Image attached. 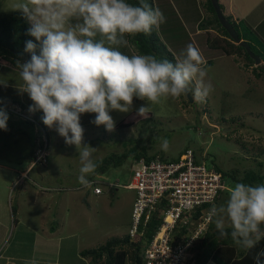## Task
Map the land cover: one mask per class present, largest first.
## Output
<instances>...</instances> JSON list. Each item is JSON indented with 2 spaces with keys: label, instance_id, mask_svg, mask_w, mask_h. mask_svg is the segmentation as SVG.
Instances as JSON below:
<instances>
[{
  "label": "rangeland",
  "instance_id": "374dc122",
  "mask_svg": "<svg viewBox=\"0 0 264 264\" xmlns=\"http://www.w3.org/2000/svg\"><path fill=\"white\" fill-rule=\"evenodd\" d=\"M202 1L204 0H153V4L154 8L163 13L164 24H172V28L167 25L169 29L163 33L170 42L167 43V48L175 60L183 58L188 45L195 47L206 61L205 66L208 69L206 80L211 82L214 90L203 103L197 102L190 95L192 102H189L186 96H182L179 99L169 98L160 104L151 105L147 118L137 116L135 111L147 102L134 100L132 112L110 113L116 122L113 132L106 131L102 125L98 127L91 123L95 114H83L81 116L83 142L96 149L93 154L95 162L98 164L113 159L104 174L93 175L96 181L102 183L104 195L101 197H94L90 193L85 195L88 198L87 202L80 201L83 207L72 206L68 201L62 207L60 202H64V197L70 201L80 200L87 191L51 193L53 199L48 202L47 211L38 204L31 203L36 182L40 184L44 182L49 184L48 187L64 190L82 186L77 179L81 167L79 153L74 145H66L64 139L54 129H49L43 124L42 112H29L32 101L27 93L19 89L23 84L16 73L19 70L14 71L10 66L0 67V109H4L9 116L8 130L0 129V212L7 224L0 264L7 263V255L12 256L11 264H30L28 259L35 226H39L44 215L43 221H47L46 227L49 230L56 224L55 222H59L57 214L60 210H63V215H67V211L70 210V221L76 218L77 213L82 216V218L79 216L80 219L74 224L68 223L65 226L67 233H73L78 228L74 233H79L80 250L87 251L103 244L105 240L102 239L108 235L113 236L117 233L127 236L131 226V206L136 194L124 188H110L106 184L129 183L132 171L138 167V163L132 158L133 154L143 153L146 156L158 154L172 158L178 156L186 147L193 151L202 147L203 157L208 158L205 160L207 166H210V160L214 159L224 170L243 169L244 167L240 165L246 164L243 162L244 156L257 157L264 163V72L256 70V73L262 74L260 78H256L251 72L255 67H261L264 60L258 66L245 68L244 59L225 56L220 51L209 49L205 40L209 38L208 40L212 42V39L221 36L222 33L216 31L217 36L210 34L208 37L205 33L195 35L194 25L198 19L201 20L202 28L214 30L209 26L208 18L211 16L207 15V11L202 7ZM10 3L11 0H0V17L14 15V11L8 10ZM212 19L214 20L213 14ZM230 22L233 24L234 21L230 19ZM236 25L237 31L242 35L249 30L241 21L236 22ZM215 28L217 29L216 26ZM199 29L203 30L201 27ZM252 37L255 38V35ZM123 51L128 52L126 49ZM26 56L30 57L28 53ZM9 72L15 73L14 79L8 78ZM4 97L10 102L24 104V114L37 116L39 119V122L35 120L37 125L25 121L18 109L14 108H19L18 104L15 103L16 106L13 107L12 104L5 103ZM122 121L125 124H133L129 127H118ZM21 131L26 132L27 137H23ZM26 138L31 142L47 141L45 163L32 166L26 154L30 150V143ZM161 138L169 141L168 151L162 149ZM18 153L24 158L20 164L12 159ZM124 154L129 156L123 161H115ZM23 171H26V176L20 177ZM226 199L227 192H224L218 205L224 203ZM106 206L107 210H104ZM12 210H15L14 219L19 221L15 226L11 220ZM43 210L44 214L41 212ZM212 226L215 231L213 223ZM87 259H92V256ZM36 262L40 264L39 260ZM126 264L130 263L127 261Z\"/></svg>",
  "mask_w": 264,
  "mask_h": 264
},
{
  "label": "clouds",
  "instance_id": "9594fccd",
  "mask_svg": "<svg viewBox=\"0 0 264 264\" xmlns=\"http://www.w3.org/2000/svg\"><path fill=\"white\" fill-rule=\"evenodd\" d=\"M8 10L20 13L30 25L26 34L34 38L25 41L30 59L15 63L23 82L19 89L32 101L29 112H42L43 124L66 145L75 146L81 164L77 179L85 188L92 186L88 177L98 165L93 157L96 149L83 142V114H95L91 123L113 132L116 122L110 113L132 112L134 98L147 102L135 110L137 116L147 118L151 105L189 94L203 103L214 90L206 80V61L192 45L175 63L135 49L129 37L150 36L165 22L163 13L147 0L135 4L129 0H11ZM14 108L37 125L35 117ZM8 119L0 109V129L8 130ZM161 139L162 149L168 151L169 141ZM82 186L49 190L90 191ZM226 192L224 203L211 204L208 219L221 238L230 237L238 250L248 252L264 240V183L236 182ZM123 237L130 240L128 232ZM122 248L125 245L120 243L114 250ZM262 258L264 251L255 255V264H264ZM30 264L37 262L33 259Z\"/></svg>",
  "mask_w": 264,
  "mask_h": 264
},
{
  "label": "trees",
  "instance_id": "16d2710c",
  "mask_svg": "<svg viewBox=\"0 0 264 264\" xmlns=\"http://www.w3.org/2000/svg\"><path fill=\"white\" fill-rule=\"evenodd\" d=\"M130 3H138L139 0H129ZM147 2L154 7L153 0H147ZM203 8L207 11L208 15L211 17L208 18V23L210 27H217L218 31L222 34L220 37H216L212 39V42L207 38L206 45L208 44L209 49L217 50L222 52L225 56H236L237 58H241L245 60V68H249L250 66L254 65V60L249 56V54L239 45H235L227 32L220 26L219 21L215 15L214 8L211 4V0H204L202 1ZM212 14L214 16V20L212 19ZM229 18V22H230ZM231 23V22H230ZM172 24H161L158 30H153L150 36H144L140 34L136 37H129L130 42L134 45L135 49L138 50L142 54H156L160 58L168 59L172 62H176L174 56L167 48V43H170L165 37L163 31L167 32V29ZM234 30L236 31L239 39L241 38L245 41L251 52L262 58L264 60V45L258 39L252 37V32L249 30L242 35L238 32V26L235 22L233 24ZM29 24L22 18L20 13L14 12V15L10 17H0V64L7 63L8 66L15 68V63L17 60H27L26 53L24 51L25 41L31 39L28 36L27 29L29 28ZM201 29L203 25L199 24ZM207 29V28H206ZM250 37H249V36ZM166 44V45H165ZM254 44L256 47H254ZM256 70L260 72H264V61L261 67H255L251 72H253L256 78H260L262 74L256 73ZM134 100H138L135 99ZM147 117H149L147 115ZM32 123V122H30ZM133 123H124L122 121L118 124V127H129ZM22 136L27 137L26 132L21 131ZM37 137H40L37 135ZM26 140L30 143V150L26 152L28 160L33 164L36 160V151L39 149H43V146L46 144L47 150V141H33L31 142L29 139ZM242 147L245 150L244 143H242ZM191 150L189 147H186L178 156L168 158L163 157L162 155L154 154L150 156H146L143 153L133 154L132 158L135 162L140 160H144L149 162L153 159H160V160H167V161H176L182 157L185 151ZM195 156V160L197 164H200L202 161L205 163V160L208 159L207 157H203L202 151L203 148L199 147L197 151L191 150ZM246 151V150H245ZM10 153V152H9ZM20 153L17 156L12 157V159L16 160L17 163H21L24 158L20 157ZM210 156L209 154H207ZM129 154L121 155L118 157L117 162L125 160ZM47 155H45L46 161ZM243 162H246L244 165H240L244 167L243 169L233 168L224 170L221 166L217 165L214 159H211V165L221 176L223 179H226L228 186L233 185L236 182H243L248 184H259L264 183V163L258 160L257 157L248 158L246 156L242 157ZM111 160H104L98 163V167L96 169V174H104L107 169V166L112 161ZM43 163V161H39L35 165ZM45 163V162H44ZM30 164V166H31ZM209 167V166H208ZM26 173V171H23ZM22 173V172H21ZM22 175V174H21ZM93 175L89 176V180H93ZM21 177V176H20ZM12 213L15 214V210H12ZM161 220L159 219V215L156 214L154 217L150 218V221L146 227L145 236L142 238L140 242L130 243L127 237H124L121 240H113L109 241L107 245L100 247L97 250H89V251H82L80 255L83 258H88L92 256L90 264H126L128 257L130 258V264H142L143 258V251L145 249V244L150 241L156 232L157 228L159 227ZM212 223L209 226V232H207L203 237L199 238L189 250L190 254L193 255L190 262L188 264H207L208 261L212 260L215 264H255L254 257L258 252L264 251V240H261L254 249L244 252L238 250L233 242L229 238H221L217 230L213 231ZM123 243L125 248L115 251V245ZM264 259V258H262Z\"/></svg>",
  "mask_w": 264,
  "mask_h": 264
},
{
  "label": "built area",
  "instance_id": "2783aa9c",
  "mask_svg": "<svg viewBox=\"0 0 264 264\" xmlns=\"http://www.w3.org/2000/svg\"><path fill=\"white\" fill-rule=\"evenodd\" d=\"M23 118L34 122L32 118ZM45 148L46 144L36 151L32 165L45 161ZM90 181V188H82L94 195L102 194V183L95 179ZM106 186L124 188L136 194L130 213V241L140 242L150 218L159 215L161 223L152 239L145 244L144 264H188L193 256L189 250L209 232L211 204H218L228 189L226 179L203 161L197 164L191 150L185 151L176 161L140 160L127 185L115 182Z\"/></svg>",
  "mask_w": 264,
  "mask_h": 264
},
{
  "label": "crops",
  "instance_id": "0c3cea01",
  "mask_svg": "<svg viewBox=\"0 0 264 264\" xmlns=\"http://www.w3.org/2000/svg\"><path fill=\"white\" fill-rule=\"evenodd\" d=\"M218 3L220 5L221 12L226 18L227 17L231 18V20H233L235 23L238 21L243 22V24L248 26L249 30H251V32L255 35V38L258 39V41H260L262 45H264V0H218ZM200 22L201 20L198 19V21L194 25L195 35H202L203 33L207 34V37L210 34L211 35L213 34L216 36L218 35L216 32L218 30L215 27H213L214 30L206 29V28L203 30H200L199 29ZM185 30L189 32L187 28H185ZM189 36L191 35L189 34ZM240 40L243 41L241 38ZM205 43H206V40H205ZM260 61L262 62L263 59L260 58ZM0 67L4 68V66H0ZM15 69L17 68H12V70L16 71ZM16 73L19 74V72L17 71ZM8 78L14 79L15 73L9 72ZM3 100L6 101L5 103H9L14 106H16L15 105L16 103L18 104L19 108H21L22 111H25V105L22 104L21 102H13V101L10 102V100L6 97H4ZM5 103H1V104H5ZM33 117H35L39 122V119L37 116H33ZM21 174L24 176L25 172H22ZM35 186H36L35 193L33 195L34 198L31 200V203L34 205L38 204L40 207L44 208L45 210L46 209L48 210V205H49L48 202L53 199V197L51 196V193H54L52 192L54 189L51 188L52 191L49 190L50 189V187H48L49 184L44 183V182L41 184L36 182ZM68 192H72V191H65L64 193H68ZM89 193L94 197H101L104 195V192L101 195H93L90 191H88L86 194L80 197V200L77 199V200L70 201V199L64 197V202L62 201L60 202L61 206L64 207V205H66L68 201L71 203L72 206L77 205L79 207L80 206L83 207V205L80 203L83 202V200L87 202L88 198L85 197V195H90ZM107 207L108 206H106L104 210H107ZM41 212L42 214L45 213L44 210ZM67 213H68L67 215H63V210H60L57 214V217H59V222H55L56 224L53 225L49 230L46 227L47 221L44 222L43 221L44 215L42 216L39 226H35V230L33 232L32 245L30 248L31 253H30V258L28 259L29 263L31 260L35 259V260H39L40 264H85L86 261L88 262V264H90L86 258H83L80 255V252H82L83 250H80L81 241H80V238L78 237L79 233H74V232H77L78 228H76L73 231V233L72 232L67 233V231L65 230V226L68 223L69 225L74 224L77 220L80 219V217L82 218V216L78 215L77 213L76 218L70 221V216H71L70 210H68ZM14 215L15 214L12 215L11 220L15 226L19 221H17V219H14L15 217ZM2 216L3 215L1 213V216H0V256H1V253L4 252L3 244L5 242V235L7 232V229H6L7 224H6V221L2 219ZM48 217L49 216H47V219ZM123 236L124 234L117 235V233L116 235H113V236L108 235L106 238L102 239V240H105L103 244L96 246L95 248H90V250H95L111 240H117V238L118 239L124 238ZM11 258L12 256L7 255L6 257L7 263H3V264H11L10 263L12 260ZM1 261L2 259H0V262ZM24 263H26L25 260H24ZM207 264H215V263L212 260H210L208 261Z\"/></svg>",
  "mask_w": 264,
  "mask_h": 264
},
{
  "label": "water",
  "instance_id": "95a60500",
  "mask_svg": "<svg viewBox=\"0 0 264 264\" xmlns=\"http://www.w3.org/2000/svg\"><path fill=\"white\" fill-rule=\"evenodd\" d=\"M211 4L214 8V12L215 15L219 21L220 26L227 32V34L229 35V37L231 38V40L236 44L239 45L240 47H242L248 54L249 56L254 60L255 65L260 64V58L256 55H254L248 44L244 41H241L236 33V31L234 30L233 26L231 25V23L223 16L218 1L217 0H211ZM189 100V102H192V99L190 97V94L188 96H186Z\"/></svg>",
  "mask_w": 264,
  "mask_h": 264
}]
</instances>
